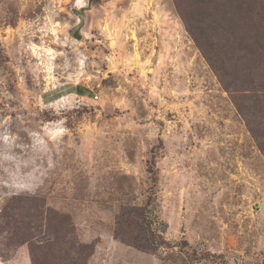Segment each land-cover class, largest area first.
Listing matches in <instances>:
<instances>
[{
  "label": "rangeland",
  "instance_id": "1",
  "mask_svg": "<svg viewBox=\"0 0 264 264\" xmlns=\"http://www.w3.org/2000/svg\"><path fill=\"white\" fill-rule=\"evenodd\" d=\"M241 1L0 0V264H32L22 201L69 215L88 264H264V9ZM130 206L155 250L115 236Z\"/></svg>",
  "mask_w": 264,
  "mask_h": 264
},
{
  "label": "trees",
  "instance_id": "2",
  "mask_svg": "<svg viewBox=\"0 0 264 264\" xmlns=\"http://www.w3.org/2000/svg\"><path fill=\"white\" fill-rule=\"evenodd\" d=\"M227 1L228 0H226V2ZM206 2L210 9L218 11V8H220L219 3H216L214 8H211L213 0H206ZM241 2L246 4L242 7L238 5ZM241 2L235 4L239 6V14L249 5L250 0ZM259 3L264 9V0H261ZM206 10H208V8ZM223 11H225L223 12L225 16L230 9L226 8L223 9ZM184 19L188 25V29L199 43L198 36L201 33L198 31L201 29L200 26L202 24L200 26L199 23L194 25L185 15ZM252 46L255 47V45ZM257 46H261V44L258 42ZM200 47L204 53H206L212 66L218 70L219 63L213 62V57L207 54L201 43ZM226 71L227 66H224V72ZM260 79L261 77L251 76L249 78L250 85L247 90L250 91V88L255 89L262 85L264 82H260ZM236 81L237 80L228 82L229 84L227 86L229 87L230 84ZM244 97H249V95H245ZM235 102L239 105L238 108L240 110H244L238 100H235ZM22 203H26L27 206L23 205L22 208H20L22 211H18V220L14 223L7 222V225L9 228L12 227L9 231L13 230L12 234L19 238V242L29 243L32 264H88L89 258L95 250V246L92 243L80 240L76 227L69 215L51 208H41L33 203L23 201ZM116 223L115 236L129 245L136 246L143 250H155L160 243V241H158V237L160 236L156 234L153 221L145 207L130 206L128 208H122L120 214L117 216ZM36 228H43V231L48 232V237H46V239H37L36 235H32Z\"/></svg>",
  "mask_w": 264,
  "mask_h": 264
}]
</instances>
